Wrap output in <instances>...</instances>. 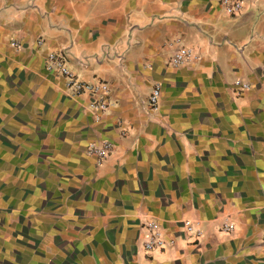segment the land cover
<instances>
[{
  "label": "crops",
  "instance_id": "1",
  "mask_svg": "<svg viewBox=\"0 0 264 264\" xmlns=\"http://www.w3.org/2000/svg\"><path fill=\"white\" fill-rule=\"evenodd\" d=\"M179 46L198 58L171 67ZM61 49L109 84L105 113L45 70ZM152 219L174 245L146 253ZM263 230L264 0H0V264H264Z\"/></svg>",
  "mask_w": 264,
  "mask_h": 264
},
{
  "label": "built area",
  "instance_id": "2",
  "mask_svg": "<svg viewBox=\"0 0 264 264\" xmlns=\"http://www.w3.org/2000/svg\"><path fill=\"white\" fill-rule=\"evenodd\" d=\"M222 6L226 14L230 16H236L241 13L244 7L245 0H217ZM43 39L37 38L35 45L40 47L43 45ZM10 45L16 49H22L24 44L18 39H11ZM65 51L61 50H48L45 54L44 68L47 72L60 76L64 79L65 90L73 97L86 95L88 97L87 107L96 116H100L105 113L109 106V93L110 86L104 80H84L79 78L66 64ZM198 56L194 50L190 47L179 46L170 55L167 62L171 67H179L190 63L197 59ZM251 84L242 79L235 78L230 84L232 92L236 95H240L250 89ZM161 86L158 82L152 84L150 92L145 101V107L149 111L155 110L159 104ZM113 149V143L103 138L97 141H91L86 146V152L96 158L97 163L101 164L106 160ZM185 232L198 238L202 234L201 228L197 225V222L192 220H184ZM142 228L144 234L141 239V247L144 252L149 253L153 250H164L174 245V239L168 238L164 228L157 220H150L143 223ZM220 229L224 232H231L234 229V224L228 221H224ZM262 242H264V230L260 236Z\"/></svg>",
  "mask_w": 264,
  "mask_h": 264
},
{
  "label": "rangeland",
  "instance_id": "3",
  "mask_svg": "<svg viewBox=\"0 0 264 264\" xmlns=\"http://www.w3.org/2000/svg\"><path fill=\"white\" fill-rule=\"evenodd\" d=\"M64 50V49H63ZM65 53V56H66V64H67V66H69V63H68V59H67V55L68 54H66V52H64ZM68 57H69V55H68ZM70 68V67H69ZM74 72V71H73Z\"/></svg>",
  "mask_w": 264,
  "mask_h": 264
}]
</instances>
